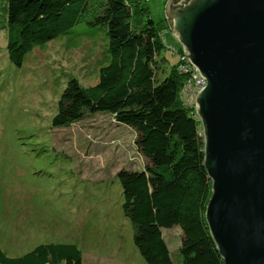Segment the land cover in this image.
I'll use <instances>...</instances> for the list:
<instances>
[{
  "label": "trees",
  "instance_id": "obj_1",
  "mask_svg": "<svg viewBox=\"0 0 264 264\" xmlns=\"http://www.w3.org/2000/svg\"><path fill=\"white\" fill-rule=\"evenodd\" d=\"M4 11L6 49L16 67L79 25L106 32L109 63L92 86L69 80L52 128L98 114L132 128L146 163L140 171L124 168L117 177L140 255L147 264H175L166 236L178 232L181 264H224L206 220L212 181L203 126L197 111L181 100L187 80L183 47L168 22L153 20L148 0H5ZM0 264H83V254L71 244H42L16 258L0 248Z\"/></svg>",
  "mask_w": 264,
  "mask_h": 264
},
{
  "label": "rangeland",
  "instance_id": "obj_2",
  "mask_svg": "<svg viewBox=\"0 0 264 264\" xmlns=\"http://www.w3.org/2000/svg\"><path fill=\"white\" fill-rule=\"evenodd\" d=\"M168 2L148 0L157 24L166 20ZM4 5L0 0V248L16 258L42 244H71L83 264H147L134 245L117 177L146 163L135 131L101 114L52 128L69 80L92 86L109 63L106 32L79 25L16 67L6 49ZM166 238L181 264L179 233Z\"/></svg>",
  "mask_w": 264,
  "mask_h": 264
},
{
  "label": "water",
  "instance_id": "obj_3",
  "mask_svg": "<svg viewBox=\"0 0 264 264\" xmlns=\"http://www.w3.org/2000/svg\"><path fill=\"white\" fill-rule=\"evenodd\" d=\"M166 21L207 82L210 234L224 264H264V0H169Z\"/></svg>",
  "mask_w": 264,
  "mask_h": 264
},
{
  "label": "built area",
  "instance_id": "obj_4",
  "mask_svg": "<svg viewBox=\"0 0 264 264\" xmlns=\"http://www.w3.org/2000/svg\"><path fill=\"white\" fill-rule=\"evenodd\" d=\"M171 53H178V50L172 46H169ZM182 61L185 67H182V72L185 74L186 86L184 87L181 95L184 107L194 108L196 111L197 99L199 94L205 89L207 82L203 79L200 72L196 67L193 66L188 56H186L185 50L183 49Z\"/></svg>",
  "mask_w": 264,
  "mask_h": 264
}]
</instances>
